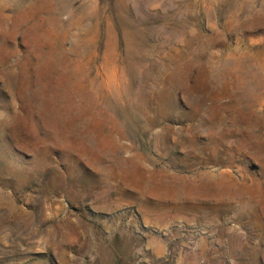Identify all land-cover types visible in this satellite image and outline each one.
Instances as JSON below:
<instances>
[{
    "label": "rangeland",
    "instance_id": "rangeland-1",
    "mask_svg": "<svg viewBox=\"0 0 264 264\" xmlns=\"http://www.w3.org/2000/svg\"><path fill=\"white\" fill-rule=\"evenodd\" d=\"M0 264H264V0H0Z\"/></svg>",
    "mask_w": 264,
    "mask_h": 264
}]
</instances>
